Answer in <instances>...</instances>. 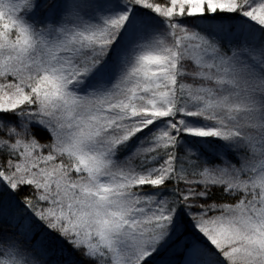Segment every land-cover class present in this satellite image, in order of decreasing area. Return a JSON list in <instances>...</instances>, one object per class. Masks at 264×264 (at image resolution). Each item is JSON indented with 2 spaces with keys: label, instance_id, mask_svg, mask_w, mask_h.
Here are the masks:
<instances>
[{
  "label": "snow or ice",
  "instance_id": "6c2138e0",
  "mask_svg": "<svg viewBox=\"0 0 264 264\" xmlns=\"http://www.w3.org/2000/svg\"><path fill=\"white\" fill-rule=\"evenodd\" d=\"M0 264H264V0H0Z\"/></svg>",
  "mask_w": 264,
  "mask_h": 264
}]
</instances>
